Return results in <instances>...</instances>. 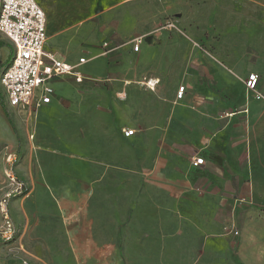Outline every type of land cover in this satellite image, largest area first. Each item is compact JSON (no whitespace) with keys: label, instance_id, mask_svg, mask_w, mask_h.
<instances>
[{"label":"crops","instance_id":"obj_1","mask_svg":"<svg viewBox=\"0 0 264 264\" xmlns=\"http://www.w3.org/2000/svg\"><path fill=\"white\" fill-rule=\"evenodd\" d=\"M35 1L46 16L45 51L76 65L88 77L106 59L108 83L123 108L122 119L130 125L121 129L135 130L130 136L123 134L138 143L133 171L103 173L127 177L139 200L150 202L147 217L155 237L148 243L139 240L141 251L134 264H264V211L258 206L246 214L237 240L227 244L221 237L222 187L235 201H264L261 174L243 172L250 158L252 121L261 117L262 108L243 82L262 66L244 58L264 56V0ZM166 20L172 26H164ZM133 38L140 40L137 51L129 41ZM12 52L13 45L0 33V74ZM80 58L84 62L79 63ZM246 70L244 97H237L233 83ZM146 78L158 80L153 89L144 84ZM68 80L74 78L50 82V101L39 104L35 118H23L16 111L20 107L10 106L0 83V195L7 185L6 154L17 155L14 169L27 187L44 157L55 161L61 155L33 148L26 135L31 124L39 131L43 128L42 121L50 115L43 105L51 103L57 87ZM182 85L183 94L177 97ZM39 94L40 89L36 98ZM263 146L261 140L259 148ZM193 156L203 157L204 163L192 166ZM34 193L32 188L10 202L19 230L29 225ZM236 217L234 205L229 223ZM0 264L39 263L19 248L17 239L0 238Z\"/></svg>","mask_w":264,"mask_h":264},{"label":"rangeland","instance_id":"obj_2","mask_svg":"<svg viewBox=\"0 0 264 264\" xmlns=\"http://www.w3.org/2000/svg\"><path fill=\"white\" fill-rule=\"evenodd\" d=\"M244 60L261 64V71L256 72L257 89L264 96V56ZM108 67L109 62L102 59L99 71L89 72L90 79L68 80L63 87H57L56 98L43 105L50 112L42 121L43 128L39 131L32 124L28 126L26 136L33 148L61 154L55 161L44 157L42 168L33 178L34 184L27 179L28 192L35 188L33 208L29 225L21 226L15 237L19 248L32 254L39 264H134L135 256L141 251L137 248L139 240L148 243L146 240L155 237L149 231L150 202L139 200L140 194L128 187L127 177L103 176L108 171L132 172L138 152L134 136H123L121 128L130 125L122 119L123 108L108 83L105 73ZM246 72L234 80L237 97H244L242 78ZM253 101L262 105L261 117L252 121L253 134L247 152L250 158L243 172L260 173L264 180V166H261L264 146L259 148L260 141H264V133L259 134L260 128L264 130V98ZM39 108L38 105L16 111L23 118H35ZM30 168L36 169L34 161ZM54 189L61 193H52ZM225 189L222 187L225 196L221 213L225 223L221 237L231 244L238 239L248 211L257 209L256 206L264 211V201L247 202L245 198L235 201ZM234 205L237 217L229 223ZM235 230L238 235L233 234Z\"/></svg>","mask_w":264,"mask_h":264},{"label":"built area","instance_id":"obj_3","mask_svg":"<svg viewBox=\"0 0 264 264\" xmlns=\"http://www.w3.org/2000/svg\"><path fill=\"white\" fill-rule=\"evenodd\" d=\"M164 26H172L170 20L163 23ZM46 16L44 10L35 0H0V33H2L13 45V52L8 64L0 74V83L5 91L7 103L12 107L31 109L41 103L50 101L53 89L50 82L58 77L72 76L75 81L81 82L90 77L82 75L76 70V65L65 62L54 54L46 52L44 45L46 40ZM133 50L137 51L140 40L133 38ZM103 46H108L107 42ZM79 59V63L84 62ZM258 75L250 73L243 80L245 88L253 92L256 99L264 98L257 89ZM157 79L146 78L144 84L153 89ZM40 94L36 98V92ZM184 86H179L176 96L181 97ZM232 113H227V116ZM125 136L134 133V129H123ZM18 157L14 153L6 154L3 176L7 185L0 195V238L13 240L19 233L10 214L11 200L28 191L27 184L16 174L15 165ZM192 166H200L204 163L201 156H193L190 160ZM237 234L238 231H233Z\"/></svg>","mask_w":264,"mask_h":264}]
</instances>
